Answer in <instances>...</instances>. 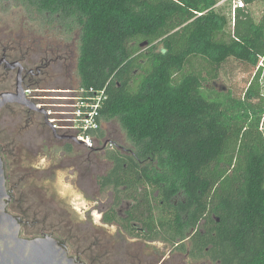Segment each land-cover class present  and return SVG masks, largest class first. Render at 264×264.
Wrapping results in <instances>:
<instances>
[{
	"label": "trees",
	"instance_id": "obj_1",
	"mask_svg": "<svg viewBox=\"0 0 264 264\" xmlns=\"http://www.w3.org/2000/svg\"><path fill=\"white\" fill-rule=\"evenodd\" d=\"M19 1L37 32L55 23L65 41L44 51L52 76L40 83L72 85L75 74L79 85L107 89L104 123L117 122L127 145L99 132L112 163L101 182L114 189L116 205L133 202L124 227L138 221L173 242L186 237L188 226H199V257L264 264L262 138L240 146L246 168L228 176L243 140L242 88L264 54V13L256 21L250 9L239 8L232 25L216 8L220 0ZM74 41L79 52L72 70ZM242 72L240 84L235 76ZM220 77L223 87L215 84Z\"/></svg>",
	"mask_w": 264,
	"mask_h": 264
},
{
	"label": "flooded vegetation",
	"instance_id": "obj_2",
	"mask_svg": "<svg viewBox=\"0 0 264 264\" xmlns=\"http://www.w3.org/2000/svg\"><path fill=\"white\" fill-rule=\"evenodd\" d=\"M34 30L35 32L31 30L30 32L7 33L0 28V97L5 93L16 92L18 82H21L22 87L26 82L40 83L41 78H44L45 74H47L46 72L51 69V61L44 56L46 50L65 45L64 39L58 40L57 38V26L55 23L49 24L45 29V33L37 32L35 28ZM47 75L50 76L51 74ZM254 75L253 73L250 76V79L242 88V98L246 102L247 107L244 111V123L241 128L243 140L239 141L237 146L238 153L235 155L232 164H230L228 171L230 178L235 175L238 169L244 168L245 170L247 165L246 159L244 160V152H242L243 159L240 160L239 158L240 146L244 143L254 145L257 143V136L264 140V134L260 127L262 120L264 121V112H262L264 106V84L261 83L259 75ZM16 107L20 109V112H15L14 108ZM258 111L261 116L258 129L256 130L253 122ZM10 112L12 115L14 114L17 120L16 122L14 121L16 129L21 132H23L24 127L45 126L40 112L19 103H6L0 107V115L4 114L5 116L6 113ZM5 128L6 125L0 128V153L5 161L6 186L9 195L7 209L19 218L22 236L49 235L57 238L66 244L69 249V255L80 259L84 264H217L208 254L202 257L198 255L196 240L199 237L197 233L198 229H200L199 226H188L186 237L182 239L181 236H177V239L173 242L168 241L163 236L153 235L148 226L138 221H131L132 225L129 229L124 227L122 222L127 219L126 211L133 202L126 200L128 206L120 209V205L115 204L116 193L114 189L105 188L101 182L102 176L112 167L110 161L108 162L111 166L106 170L105 167H101L103 166L102 162V165H100L99 159L105 156L106 145L87 148L77 144L79 145L78 149L82 152L78 151L79 153H77L79 161L72 163L74 174L81 179H85L89 172L94 174V183L98 194L105 190L113 193L112 202L107 208L104 205V201L100 200L99 195H97V204L101 209L102 227H96V230L91 229L85 227V224L79 225L66 217L59 216V213L55 215L52 204L41 202L40 200H44V197L41 198L42 194L39 192L37 194L32 187L34 179L39 181L46 177L47 174H50L53 178L55 177V157L53 156L48 168L44 167L42 163L37 166L24 165L21 154L22 146L9 143V138L12 137L8 134L6 135ZM47 133L48 140L51 141L53 139L58 142H65L63 146L65 154L75 151L73 146L68 145V143H72L69 140L58 138L49 130ZM22 138V141H24L28 137L24 138L22 134ZM13 139L16 140V136H13ZM42 147H45V145ZM263 173L264 169L261 168V174ZM40 175L43 177H40ZM82 185L81 187L86 190L87 183L82 180ZM113 213H117V219L108 220L107 217ZM104 225L116 226L118 234L125 233L130 239L117 241L111 246L110 242L103 236L102 229ZM29 229L34 232L25 234V231L27 232ZM184 244L186 247H184ZM151 245H155L154 251L146 249L147 246Z\"/></svg>",
	"mask_w": 264,
	"mask_h": 264
},
{
	"label": "rangeland",
	"instance_id": "obj_3",
	"mask_svg": "<svg viewBox=\"0 0 264 264\" xmlns=\"http://www.w3.org/2000/svg\"><path fill=\"white\" fill-rule=\"evenodd\" d=\"M235 0H220L217 4L216 8L220 12H224L228 17L231 18L230 22H232V8ZM246 8L250 9L255 17L256 21L262 17L264 13V3L260 0L247 5ZM31 20H36L34 17L27 11L24 4H22L19 0H0V28L7 33H17V32H30L31 30L35 32L34 28H36ZM39 34V33H36ZM48 38V37H47ZM59 40V38H58ZM71 42V41H70ZM73 43V42H72ZM73 47V55H72V70L75 69V64L78 57L79 50V42L74 41ZM202 60H197L194 64L198 69H203V72H206L203 65H200ZM74 72V71H73ZM206 75V74H205ZM246 74L238 73L235 78L240 82L243 80V77ZM236 79H233L235 81ZM60 82L65 83V77L59 79ZM72 82V83H71ZM71 82L72 85H77V77L74 74ZM217 87H223L227 84V82L220 77L215 83ZM15 112H20L18 107L14 108ZM12 113H6L0 115V128H5L6 135L8 134L10 137L16 136V145L22 146V161L24 165H32L37 166L40 163L44 167L50 166L53 156L55 157V170L56 174L53 178L50 174H47V178L43 177L39 181L34 179L32 187L35 192L38 194H42L41 198L44 200H40L41 202H45L46 204H52L54 214H58L59 216L66 217L79 225L85 224V227L91 229H97L96 227H102L101 225V213L100 207L97 204V195H99V199L104 201V205L107 207L110 206L113 198V193L109 190H105L98 194V190L94 183L95 177L94 174L89 172L85 179H81L76 174H74L72 169V163H77L79 160L77 158V153L80 151L79 145L73 143L72 146L75 148L73 153H64V141H56V140H48V127L46 126H38V127H24L23 132L19 129H16V118ZM13 119V121H12ZM264 121L262 120V123ZM7 123V124H4ZM260 125L263 134H264V124ZM14 129H16L14 131ZM103 129H105L107 135L118 141L120 144L127 145V141H125L124 133L122 132L119 124L115 121H111L103 124ZM23 137L26 138L23 140ZM5 135V136H6ZM99 144V143H98ZM97 144V145H98ZM25 145V146H24ZM45 145V147H42ZM99 146H101L99 144ZM83 149H86L82 147ZM78 149V150H77ZM79 151V152H78ZM85 151V150H84ZM84 158V157H83ZM90 159V158H89ZM88 159V160H89ZM99 159V158H98ZM100 163H103L102 168L105 167V170L111 166L108 160L103 157L100 158ZM103 160V161H101ZM77 161V162H75ZM20 162V161H18ZM102 163L100 165H102ZM91 171V170H89ZM82 180L87 183L86 190L82 185ZM82 185V187H81ZM45 194V196H43ZM128 206V202L125 201L120 205V209H124ZM30 230V231H29ZM25 234H30V232H34L29 229ZM103 236L110 242V245L113 246L117 241H127L130 238L127 234L122 233L118 234L116 230V226L112 225H104L103 226ZM24 235V234H23ZM158 246H162L157 244ZM154 246H147V250L151 249L154 251Z\"/></svg>",
	"mask_w": 264,
	"mask_h": 264
},
{
	"label": "built area",
	"instance_id": "obj_4",
	"mask_svg": "<svg viewBox=\"0 0 264 264\" xmlns=\"http://www.w3.org/2000/svg\"><path fill=\"white\" fill-rule=\"evenodd\" d=\"M246 6L244 0L234 1L232 25L235 24L237 9ZM254 74L259 75L264 84V54L259 56ZM22 88L24 97L42 110V120L53 134L87 148L97 146L104 124L101 110L108 99L106 87L26 82Z\"/></svg>",
	"mask_w": 264,
	"mask_h": 264
},
{
	"label": "water",
	"instance_id": "obj_5",
	"mask_svg": "<svg viewBox=\"0 0 264 264\" xmlns=\"http://www.w3.org/2000/svg\"><path fill=\"white\" fill-rule=\"evenodd\" d=\"M6 103H19L42 112L24 97L21 82H18L16 92L5 93L0 97V107ZM5 175V161L0 153V264H84L69 255L66 244L57 238L49 235L22 236L19 218L7 209L9 195Z\"/></svg>",
	"mask_w": 264,
	"mask_h": 264
}]
</instances>
